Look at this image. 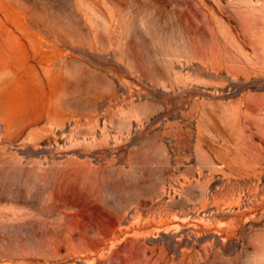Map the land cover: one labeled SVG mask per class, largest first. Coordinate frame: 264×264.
<instances>
[{
	"label": "rangeland",
	"instance_id": "1",
	"mask_svg": "<svg viewBox=\"0 0 264 264\" xmlns=\"http://www.w3.org/2000/svg\"><path fill=\"white\" fill-rule=\"evenodd\" d=\"M0 264H264V0H0Z\"/></svg>",
	"mask_w": 264,
	"mask_h": 264
}]
</instances>
